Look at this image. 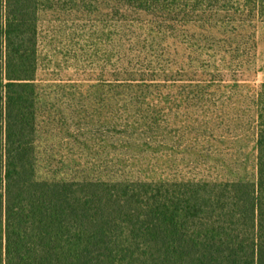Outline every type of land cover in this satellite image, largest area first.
I'll list each match as a JSON object with an SVG mask.
<instances>
[{"label":"trees","instance_id":"1","mask_svg":"<svg viewBox=\"0 0 264 264\" xmlns=\"http://www.w3.org/2000/svg\"><path fill=\"white\" fill-rule=\"evenodd\" d=\"M184 1L0 0V264H264L262 207L253 212L173 208L168 206L174 200L168 199V192L139 204L135 190L149 182L141 176L135 180L121 175L127 179L113 185L114 191L102 200L106 205L102 209H50L48 204L67 203V197L41 188L44 121L43 85L37 80L40 13L68 7L89 15L99 13L101 18L117 14L121 22L133 20L134 15L135 21L152 17L156 23L169 24L180 23L172 15ZM243 1L247 5V0ZM252 3L261 6L264 0ZM158 77L154 73H124L102 83L96 87L104 105L102 114L97 121L84 118L78 123H100L105 132L117 133L124 141L138 140L136 134L212 131L223 123L230 129L231 125H245L264 136V85L245 99L243 115L240 98L217 97L225 87L220 82L183 83L171 100L163 95L169 80L160 81ZM237 85L231 86L232 91L239 90ZM72 88L76 89L72 94L82 93ZM214 114L222 118L220 123ZM71 120L60 116L58 121L63 128ZM161 137L158 144L154 142L162 148L159 151L115 148L133 162L147 157L184 156L195 150L177 153L180 146L167 148L166 138ZM104 152L105 169L112 168L113 178L118 179L119 173H126L128 163L124 161L122 170L121 161H109V147ZM259 153L263 155L264 151ZM166 163H148L145 169L154 172L164 169ZM134 165L127 167H137ZM178 191L188 195L194 187L184 186ZM159 198H164L163 204Z\"/></svg>","mask_w":264,"mask_h":264},{"label":"rangeland","instance_id":"2","mask_svg":"<svg viewBox=\"0 0 264 264\" xmlns=\"http://www.w3.org/2000/svg\"><path fill=\"white\" fill-rule=\"evenodd\" d=\"M198 1H184L172 15L180 23L169 24L156 23L152 17L135 21L134 15L133 20L121 22L117 14L101 18L99 13L89 15L68 7L40 13L37 80L43 85L44 117L40 184L42 191L67 197V203L48 204L50 209L105 208L102 200L106 194L114 191L117 182L127 179L121 175L149 181L145 188L143 183L135 190L139 204L168 192V199H174L168 206L173 208L228 212L264 208V154L259 153L264 151V136L248 126L231 125L230 129L223 123L212 131L136 134L138 140L124 141L117 133L105 132L100 123H78L84 118L97 121L102 114L104 105L96 87L124 73L144 72L158 75L160 81L169 80L163 95L171 100L183 83L220 82L225 87L217 97L240 98V112L246 115L245 99L264 85V3ZM234 84L239 90L232 91ZM72 87L82 90L80 97L72 94L76 90ZM60 116L72 120L62 128ZM213 118L218 123L222 119L215 114ZM243 121H247L245 116ZM161 136L166 138L167 148L180 146L177 153L195 150L184 156L133 162L115 148L159 151L162 148L154 142L158 144ZM106 147L112 152L109 161H121L122 170L124 161L128 163L126 173H117L118 179L113 178L112 168L105 169ZM197 152L199 156L194 155ZM163 162H167L164 169L169 170L147 173L148 163L156 166ZM133 164L137 167H127ZM184 186L194 187V192L179 194ZM159 200L164 203V198Z\"/></svg>","mask_w":264,"mask_h":264}]
</instances>
